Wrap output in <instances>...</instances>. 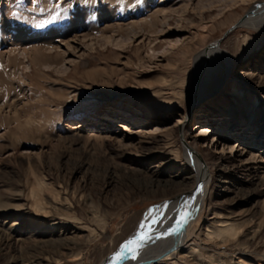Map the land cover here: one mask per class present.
I'll list each match as a JSON object with an SVG mask.
<instances>
[{
	"label": "rangeland",
	"instance_id": "1",
	"mask_svg": "<svg viewBox=\"0 0 264 264\" xmlns=\"http://www.w3.org/2000/svg\"><path fill=\"white\" fill-rule=\"evenodd\" d=\"M252 8L264 15V0H0V264H100L195 185L186 141L209 178L168 261L264 264V20L241 24ZM220 223L233 225L224 241Z\"/></svg>",
	"mask_w": 264,
	"mask_h": 264
},
{
	"label": "bare ground",
	"instance_id": "2",
	"mask_svg": "<svg viewBox=\"0 0 264 264\" xmlns=\"http://www.w3.org/2000/svg\"><path fill=\"white\" fill-rule=\"evenodd\" d=\"M262 9H250L241 24L244 23L245 25L252 26L262 25L264 20ZM258 18L259 20H257ZM234 26L236 27V25ZM209 46H211V48L206 50V56L213 55L218 50L215 48L214 42ZM203 54L204 52L196 57L197 67L202 60L201 55ZM197 72H199V68H196V74ZM199 93L200 98L203 95L201 89ZM198 127L200 128L201 134L203 136L206 135L208 128L202 124ZM195 136H199V134ZM186 143L187 144L183 146L184 157L182 156V158L194 171L195 185L191 187L188 192L179 193L171 199L160 202L140 218L134 231L129 234L127 239L122 243V245H124L127 241L137 238L139 234L143 232L145 238L143 240L137 239L138 246L135 248V251L130 252L127 247H121V245L118 250L105 257L100 264H172L173 262L170 263L167 259L168 255H177L179 248H181V241L189 240V238L192 237L193 228L190 227V223L192 222L194 214L202 207L209 175L203 166V160L199 152L194 150L189 142L186 141ZM228 147H230L228 152L231 153L235 149V144H231ZM182 215L184 217L183 219H181ZM169 223H172L176 228L175 232H173L174 234L166 238L167 240L162 243H159L158 240L155 242L154 240L159 234L158 230ZM232 230V224H218L216 230L218 240L224 241L228 236L232 235ZM206 238L211 239L212 236L209 234L206 235ZM193 250L196 252V247H193ZM118 253L120 254V258L117 259L116 256Z\"/></svg>",
	"mask_w": 264,
	"mask_h": 264
},
{
	"label": "snow or ice",
	"instance_id": "3",
	"mask_svg": "<svg viewBox=\"0 0 264 264\" xmlns=\"http://www.w3.org/2000/svg\"><path fill=\"white\" fill-rule=\"evenodd\" d=\"M183 218H184V217H183V215H182V216H181V219H183ZM144 238H145L144 233L141 232L137 238H133V239L127 241V242H126L124 245H122L121 247H127L128 251L133 252V251H135V248L138 246V245H137V239H139V240H143ZM116 258H117V259L120 258V254H119V253L117 254ZM133 258H135V257H133Z\"/></svg>",
	"mask_w": 264,
	"mask_h": 264
},
{
	"label": "water",
	"instance_id": "4",
	"mask_svg": "<svg viewBox=\"0 0 264 264\" xmlns=\"http://www.w3.org/2000/svg\"><path fill=\"white\" fill-rule=\"evenodd\" d=\"M235 26H232L230 29L227 30V32L223 35V37L232 29H234Z\"/></svg>",
	"mask_w": 264,
	"mask_h": 264
}]
</instances>
